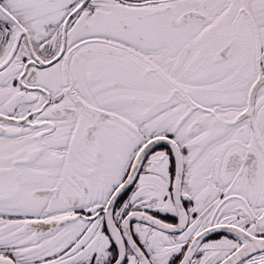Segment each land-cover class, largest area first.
Instances as JSON below:
<instances>
[{"label":"snow or ice","instance_id":"obj_1","mask_svg":"<svg viewBox=\"0 0 264 264\" xmlns=\"http://www.w3.org/2000/svg\"><path fill=\"white\" fill-rule=\"evenodd\" d=\"M0 264H264V0H0Z\"/></svg>","mask_w":264,"mask_h":264}]
</instances>
